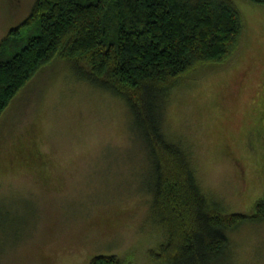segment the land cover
Returning <instances> with one entry per match:
<instances>
[{"label": "rangeland", "instance_id": "1", "mask_svg": "<svg viewBox=\"0 0 264 264\" xmlns=\"http://www.w3.org/2000/svg\"><path fill=\"white\" fill-rule=\"evenodd\" d=\"M232 1L241 45L225 67L173 85L163 131L191 158L216 219L248 215L225 229L228 249L214 264H264L254 209L264 198V7ZM33 2L0 0V45ZM130 121L121 97L58 58L16 93L0 115V264H90L101 255L162 264L150 249L168 253L170 226L152 221L154 163Z\"/></svg>", "mask_w": 264, "mask_h": 264}, {"label": "trees", "instance_id": "2", "mask_svg": "<svg viewBox=\"0 0 264 264\" xmlns=\"http://www.w3.org/2000/svg\"><path fill=\"white\" fill-rule=\"evenodd\" d=\"M247 1L264 7V0ZM242 35L232 0H34L0 45V115L56 58L80 80L121 97L131 114L130 132L154 163L152 221L170 226L168 253L150 251L162 264H214L228 249L225 229L247 222L248 215L216 219L220 213L199 191L191 158L163 131V117L173 85L199 70L225 67ZM254 209L256 220H264V198ZM90 264L132 261L101 255Z\"/></svg>", "mask_w": 264, "mask_h": 264}]
</instances>
